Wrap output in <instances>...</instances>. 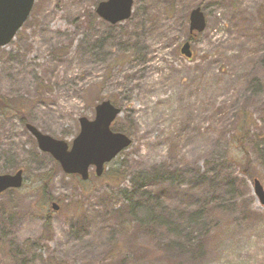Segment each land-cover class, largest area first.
<instances>
[{
	"label": "rangeland",
	"instance_id": "374dc122",
	"mask_svg": "<svg viewBox=\"0 0 264 264\" xmlns=\"http://www.w3.org/2000/svg\"><path fill=\"white\" fill-rule=\"evenodd\" d=\"M104 1L37 0L0 49V175L24 171L0 195V264H264V0H135L115 26L88 20ZM104 101L132 145L84 182L26 125L71 148Z\"/></svg>",
	"mask_w": 264,
	"mask_h": 264
},
{
	"label": "water",
	"instance_id": "95a60500",
	"mask_svg": "<svg viewBox=\"0 0 264 264\" xmlns=\"http://www.w3.org/2000/svg\"><path fill=\"white\" fill-rule=\"evenodd\" d=\"M37 0H0V49L8 46L29 19ZM135 0H107L99 3L95 12L100 20L112 26L128 21L133 14ZM190 33L202 34L207 22L200 8L190 13ZM181 54L191 59V44L186 42ZM122 110L110 101H104L96 107L94 120L81 118L80 133L73 141L72 147L62 140L44 135L32 125L27 131L34 137L41 152L49 154L67 175L80 176L88 181L91 168L101 177L105 166L115 160L132 145V140L121 133L111 130L112 124L121 115ZM255 193L264 206V189L255 180ZM24 184V171L0 175V195L8 191L20 190ZM53 208L58 210L54 204Z\"/></svg>",
	"mask_w": 264,
	"mask_h": 264
},
{
	"label": "trees",
	"instance_id": "16d2710c",
	"mask_svg": "<svg viewBox=\"0 0 264 264\" xmlns=\"http://www.w3.org/2000/svg\"><path fill=\"white\" fill-rule=\"evenodd\" d=\"M92 18H95L97 19V16H96V13L95 11L92 12V14L88 17V20H91ZM9 108V105H8V101L7 99L3 98L0 96V110L4 111L6 109ZM21 117V116H20ZM21 121L23 124L26 125V121L23 117H21ZM248 117L246 115H243L241 116V124L239 125V130L241 132L244 133V135L248 133L249 131V123H248ZM245 138V136L243 137ZM48 184L44 183L43 186L41 187V196L44 197V200L45 201H49L51 202V196L48 194ZM43 211H46L45 208L42 209ZM201 211H196L192 216H191V220L193 221H196V222H200V219H201ZM44 228H45V235L48 236V239L50 238L51 234H52V223H51V220H50V217H49V213H48V216H47V220L45 222V225H44ZM41 242H42V239H41ZM33 246L32 248H34L35 250H37L38 246H40V239L37 240V242L35 243H32ZM24 248H27V246L24 245V247H22L21 249L17 250V257H25L26 256V250ZM24 264V261L21 262L20 264ZM45 264H65L64 262H61L59 260H56L55 258H51L49 259V261H47Z\"/></svg>",
	"mask_w": 264,
	"mask_h": 264
}]
</instances>
